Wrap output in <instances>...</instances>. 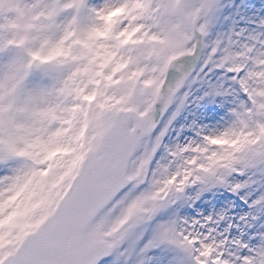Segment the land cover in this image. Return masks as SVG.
Masks as SVG:
<instances>
[{
    "label": "snow or ice",
    "instance_id": "snow-or-ice-1",
    "mask_svg": "<svg viewBox=\"0 0 264 264\" xmlns=\"http://www.w3.org/2000/svg\"><path fill=\"white\" fill-rule=\"evenodd\" d=\"M39 3L0 0L15 13L0 24V54L13 53L0 61V264H99L187 184L264 156V55L246 47L218 65L247 97L239 126L157 160L212 0L191 11L182 0H106L87 20L85 0ZM210 223L161 226L155 241L191 264H264V246L218 239Z\"/></svg>",
    "mask_w": 264,
    "mask_h": 264
},
{
    "label": "rangeland",
    "instance_id": "rangeland-1",
    "mask_svg": "<svg viewBox=\"0 0 264 264\" xmlns=\"http://www.w3.org/2000/svg\"><path fill=\"white\" fill-rule=\"evenodd\" d=\"M23 2L33 4L37 0ZM105 2L85 0V14L81 19L87 20L88 10ZM52 3L53 0H40L39 7ZM182 6L186 11L197 8L185 0ZM73 14L71 9L62 11L56 20L65 22ZM8 16L14 17L15 13L10 12ZM2 17L0 15V24H7ZM162 19L166 23L169 18ZM200 24L206 25L201 35V54L199 61L184 71L188 73L187 79L168 109V117L173 113L175 116L157 153V160L162 164L169 162L168 153L177 146L200 144L206 135L239 126L237 113L243 110L247 97L227 72L228 65H218L226 54L243 52L246 47L253 48L249 54L253 57L264 55V0H217L210 17ZM2 31L7 36L12 35L8 28ZM212 47H217L218 51L201 70ZM12 54V50H6L0 54V61ZM255 157L241 156L232 168L218 169L187 184L182 192L171 196L151 221L122 241L99 264H191L180 249L166 242L157 244L155 237L161 226L179 230L187 228L192 221L206 218H211L208 227L215 229L213 234L218 239H241L253 246H264V161L254 163ZM241 202L248 203V208ZM150 241L153 246H149Z\"/></svg>",
    "mask_w": 264,
    "mask_h": 264
},
{
    "label": "water",
    "instance_id": "water-1",
    "mask_svg": "<svg viewBox=\"0 0 264 264\" xmlns=\"http://www.w3.org/2000/svg\"><path fill=\"white\" fill-rule=\"evenodd\" d=\"M189 1H191L192 3L198 4L199 7H200V5H201V3H202V0H189ZM213 2H214V0H212V4H213ZM212 4H211V7H212ZM211 7H210L209 9H207V10H202V11L200 12V14L198 15L197 20H196V23H197V24H198V22L200 21L201 18L206 17V16L210 13V9H211ZM197 39H198L199 44H200V39H201V38L199 37L198 34H197ZM195 58H196V57L191 58V60H189V62L185 63L184 66L190 65V64L192 63V60L195 59Z\"/></svg>",
    "mask_w": 264,
    "mask_h": 264
},
{
    "label": "clouds",
    "instance_id": "clouds-1",
    "mask_svg": "<svg viewBox=\"0 0 264 264\" xmlns=\"http://www.w3.org/2000/svg\"><path fill=\"white\" fill-rule=\"evenodd\" d=\"M10 12H9V5L5 4L4 5V8H3V11L0 12V15H8Z\"/></svg>",
    "mask_w": 264,
    "mask_h": 264
},
{
    "label": "bare ground",
    "instance_id": "bare-ground-1",
    "mask_svg": "<svg viewBox=\"0 0 264 264\" xmlns=\"http://www.w3.org/2000/svg\"><path fill=\"white\" fill-rule=\"evenodd\" d=\"M215 109H216V112H217V111H218V108L215 107L214 110H215ZM216 112H215V113H216ZM215 113H214V114H215Z\"/></svg>",
    "mask_w": 264,
    "mask_h": 264
}]
</instances>
